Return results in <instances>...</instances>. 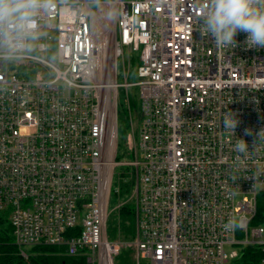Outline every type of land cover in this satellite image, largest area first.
<instances>
[{
    "label": "built area",
    "instance_id": "1",
    "mask_svg": "<svg viewBox=\"0 0 264 264\" xmlns=\"http://www.w3.org/2000/svg\"><path fill=\"white\" fill-rule=\"evenodd\" d=\"M202 15L194 0H35L0 19V213L20 248L60 245L115 264L123 243L108 235L110 199L126 164L137 177V264H243L249 248L264 264V224L254 223L264 141L236 166V138L221 122L235 113V134L253 150L264 49L246 50L242 32L238 47L217 49ZM127 48L139 52L136 82L118 81ZM122 85L139 87V126L132 158L120 161ZM231 216L245 218L243 230H224Z\"/></svg>",
    "mask_w": 264,
    "mask_h": 264
},
{
    "label": "clouds",
    "instance_id": "2",
    "mask_svg": "<svg viewBox=\"0 0 264 264\" xmlns=\"http://www.w3.org/2000/svg\"><path fill=\"white\" fill-rule=\"evenodd\" d=\"M197 7L202 9V28L213 40L215 47L219 50L238 47L236 36L245 33V49H264V0H194ZM35 0H29L28 4L20 7H34ZM20 7H11L7 0H0V19L20 11ZM22 21L27 22V16H21ZM23 27H27L25 23ZM35 38V37H33ZM223 129L235 137L232 150L237 154L236 166L244 163L250 152L255 151L259 142L264 141V129L255 134L256 138L249 150V143L235 134V129L240 121L232 111H227L222 117ZM245 136H252L251 129H245ZM237 177L232 176L235 183ZM245 218L239 216L229 217L224 224V230L234 233L243 230Z\"/></svg>",
    "mask_w": 264,
    "mask_h": 264
},
{
    "label": "trees",
    "instance_id": "3",
    "mask_svg": "<svg viewBox=\"0 0 264 264\" xmlns=\"http://www.w3.org/2000/svg\"><path fill=\"white\" fill-rule=\"evenodd\" d=\"M118 103V151L117 159L122 161L123 152L126 150L128 154L131 152L126 148L127 134L129 133L130 125L128 114L127 125L122 126L121 122V108L126 110L125 104ZM121 107V108H120ZM133 168V167H132ZM126 173V172H125ZM129 176H125V184L130 181L134 182L133 169L128 172ZM120 221L118 226L108 227V235L113 238L118 232L119 236L126 240L132 241L135 238L136 232V214L134 204H125L120 207L119 211ZM254 223L264 224V190L259 194L258 210L254 219ZM127 261L134 262L135 252L134 248L127 246ZM121 252V251H120ZM260 252L256 248H249L243 256V264H258L260 259ZM0 264H88L86 257L83 254L70 255L66 252L65 246L60 245H37L33 246L30 251H27V256L21 253V248L16 244L13 228L6 212L0 213Z\"/></svg>",
    "mask_w": 264,
    "mask_h": 264
},
{
    "label": "rangeland",
    "instance_id": "4",
    "mask_svg": "<svg viewBox=\"0 0 264 264\" xmlns=\"http://www.w3.org/2000/svg\"><path fill=\"white\" fill-rule=\"evenodd\" d=\"M93 7H96V4H93ZM53 22L55 19L52 20ZM48 34L49 36L56 38L57 37V31L55 28H49L48 29ZM34 38H30L29 42V50L30 52L36 53V54H41L36 49V46L34 45ZM140 63L139 59V52L130 49H126V57L122 58L119 64V75H118V81L119 82H125L130 81V82H136L139 78L137 75V69L138 65ZM118 103H122L123 105L125 104V108L127 105L126 110L121 108V122L123 129L127 125V114H128V119H129V133L127 134V143H126V148L130 146L131 143V137L136 138L137 137V132H138V126H139V87L137 85H122L119 86L118 88ZM122 105V106H123ZM132 138V139H133ZM123 152V158L122 160H130L132 157L130 154L126 152V150L121 149ZM132 166L126 165V164H121L116 168V174H115V179H114V185L119 187V192H114L112 193L111 199H110V214H109V219H108V227H113V226H118L119 221H120V207L125 204H134L135 206V201H136V196L134 193V188L136 184V174L135 170L133 169V174H134V182L133 184L128 183L125 184V176H129L128 172L132 170ZM126 172V173H125ZM116 239H119L123 243V248L121 249V252H119L117 255H115V264H128L127 259V246H131L134 248V252H136L135 246L132 241H126L122 239L118 232L116 235L113 237ZM32 247H25L21 248L26 253L27 256V251H30ZM226 250L228 252L232 250H239L240 246L239 245H226ZM135 254V253H134ZM129 264H137L136 260L134 262H130ZM141 264H150L149 259L143 258L141 260ZM226 264H235L234 261L230 260Z\"/></svg>",
    "mask_w": 264,
    "mask_h": 264
}]
</instances>
